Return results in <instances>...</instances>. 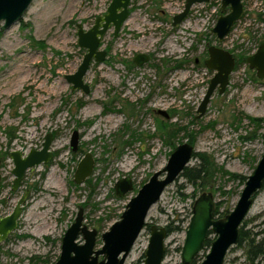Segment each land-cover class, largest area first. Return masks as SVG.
<instances>
[{"label":"rangeland","instance_id":"374dc122","mask_svg":"<svg viewBox=\"0 0 264 264\" xmlns=\"http://www.w3.org/2000/svg\"><path fill=\"white\" fill-rule=\"evenodd\" d=\"M221 1L196 3L174 26L186 0H132L118 36L113 29L104 36L106 60L93 61L84 77L89 93L73 90L65 76L77 71L86 52L78 45V24L90 29L111 0H34L19 22L0 30V217L31 191L18 229L0 244V264H43L39 256L55 263L80 207L84 224L98 231L100 249L102 234L121 218L130 199L189 140L195 152L208 156L214 174L203 185L179 176L165 189L125 264H144L152 225L177 226L166 239L163 264H183L193 205L202 193H213L222 217L234 209L264 153V79L246 63L264 41V0H243V17L219 42L212 29ZM210 45L233 49L236 69L225 93L216 91L206 114L197 118L215 73L205 65ZM141 53L150 58L139 66L134 58ZM256 118L261 120L252 121ZM74 129L80 134L75 153ZM49 133L54 159L29 169L13 191L10 152L40 149ZM87 153L95 160L94 171L79 185L74 175ZM200 162L193 157L188 167ZM122 178H130L134 189L120 197L115 184ZM241 226L246 237L229 250L224 264H264V255L251 251L263 238L264 186ZM215 238L211 231L208 239ZM209 249L205 245L196 256L199 264Z\"/></svg>","mask_w":264,"mask_h":264},{"label":"water","instance_id":"95a60500","mask_svg":"<svg viewBox=\"0 0 264 264\" xmlns=\"http://www.w3.org/2000/svg\"><path fill=\"white\" fill-rule=\"evenodd\" d=\"M34 0H0V30L4 31L16 24L24 17ZM210 0H186L184 9L173 18V25L181 23L190 13L196 3ZM132 0H111L105 14L97 16L94 25L85 30L83 24H78V45L86 50L77 71L67 74L65 78L72 84L73 90L81 89L90 92V85L84 77L93 61L102 63L107 58V51L101 49L105 34L112 28L113 35L118 36L130 16ZM229 9L228 12L226 10ZM219 16L212 33L219 42H223L232 31L234 25L243 17L245 5L243 0H222ZM148 54H138L134 58L137 65L148 62ZM246 63L256 71L260 80L264 79V41L255 53L248 56ZM208 69L214 71L208 89L197 109V118H202L208 109L211 98L218 91L224 94L230 83L232 73L236 68V56L233 52L221 46L210 45L208 57L205 60ZM159 114L169 118L165 110H158ZM264 137V133H263ZM80 134L74 129L71 137V149L75 153L79 149ZM52 133L46 135L40 149H31L27 154L20 150L10 152L14 167L12 174V190L18 191L26 172L40 165H46L54 159ZM195 149L189 142L179 144L171 153L167 165L156 171L151 178L130 199L121 218L101 236L103 246L96 249L98 231L90 229L84 224V208L80 207L73 224L67 229L61 245V254L55 263L50 264H125L132 247L141 231L146 227L147 217L151 208L161 199L165 189L175 182L184 169L189 166ZM95 160L91 153H87L79 162L74 182L83 184L94 171ZM1 181V161H0ZM264 186V153L259 159L251 175L248 176L240 197L234 209L224 217L216 216V201L212 192L202 193L194 202L186 238L182 249V263L192 264L196 256L205 247V242L212 231L216 238L200 264H224L229 250L239 243L241 225L247 217L256 194ZM134 184L130 178H122L115 184L116 194L120 197L133 191ZM30 189L18 199L14 209L7 215L0 217V244L4 243L19 226L24 205L27 203ZM84 242L79 243V238ZM168 231L165 226L150 227V238L145 251L144 264H163L166 256V239ZM100 256H103L100 259Z\"/></svg>","mask_w":264,"mask_h":264},{"label":"trees","instance_id":"16d2710c","mask_svg":"<svg viewBox=\"0 0 264 264\" xmlns=\"http://www.w3.org/2000/svg\"><path fill=\"white\" fill-rule=\"evenodd\" d=\"M231 51L234 52L233 49ZM240 57H242L241 59L244 58L243 55H240ZM260 120L261 119H258V118L252 119V121H257V122L260 121ZM183 129H186V127H184ZM189 142H190V140H189ZM193 157L199 158L200 161H201L200 164L198 166H193V167H188L187 166L184 169V171L181 173L180 176L186 177L187 179H189V181H191L192 183H194L196 185H198V184L203 185L206 177L212 176L214 174L215 166H213L211 164V162L208 159V156L205 153L194 152ZM1 186L2 185H1V182H0V188H2ZM219 208H220L219 204L216 203V215L218 217H222L220 212H219ZM166 228H167V231H168V234H169L171 231H173L175 228H177V226L172 227V226L169 225ZM20 237H27V236H25V235L21 236L20 235ZM245 237H246V232H245L244 228L241 226V237H240L239 242H242L245 239ZM10 239H11V236L7 240H10ZM211 243H212L211 240L207 239L206 242H205V245L210 247ZM255 249L259 250L258 255H264V229H263V238H262V240L259 243H257V244L251 245V251H253ZM38 258L43 264H49L50 263L49 259L46 258V257L39 256ZM192 264H199V263L195 259Z\"/></svg>","mask_w":264,"mask_h":264},{"label":"flooded vegetation","instance_id":"af4514ba","mask_svg":"<svg viewBox=\"0 0 264 264\" xmlns=\"http://www.w3.org/2000/svg\"><path fill=\"white\" fill-rule=\"evenodd\" d=\"M112 29V28H111ZM114 36V35H113ZM217 216V215H216ZM218 217V216H217Z\"/></svg>","mask_w":264,"mask_h":264}]
</instances>
